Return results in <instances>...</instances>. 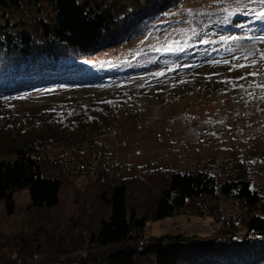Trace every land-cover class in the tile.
<instances>
[{
	"label": "trees",
	"instance_id": "1",
	"mask_svg": "<svg viewBox=\"0 0 264 264\" xmlns=\"http://www.w3.org/2000/svg\"><path fill=\"white\" fill-rule=\"evenodd\" d=\"M189 1L0 0V97L59 85L110 86L145 76L146 65L134 64V59L101 55L144 34L170 29L165 23L154 27ZM254 4L264 11L262 0H222L219 20L205 29L210 15L198 17L200 29L172 57L192 71L219 50L229 55L234 45L264 40V19H256L260 12L253 11ZM212 30L226 39H209ZM38 142L15 144L8 151L6 145L0 147V201L13 213L16 192L28 190L26 211L43 215L37 221L29 216L27 230L0 233V264H159L157 256L171 264H264V186L255 187L251 177L223 180L208 169L172 170L154 188L152 199L140 198L137 204L131 203L128 180L113 181L102 195L106 208L101 214L81 215L72 225L57 228L54 212L61 207L64 179L38 155ZM166 172L152 173L156 178ZM207 198H224L240 214L226 218L220 203L200 202ZM179 213L208 223L153 234V221ZM55 227L44 240L41 230Z\"/></svg>",
	"mask_w": 264,
	"mask_h": 264
},
{
	"label": "rangeland",
	"instance_id": "2",
	"mask_svg": "<svg viewBox=\"0 0 264 264\" xmlns=\"http://www.w3.org/2000/svg\"><path fill=\"white\" fill-rule=\"evenodd\" d=\"M221 2L183 3L154 27L159 29L165 23L170 29L144 34L101 55L104 59H134V64L146 65L145 76L110 86L59 85L0 97V147L6 145L8 151L15 144L37 139L38 155L64 179L61 207L54 212L59 220L53 227L70 226L81 215L101 214L106 208L102 195L113 181L123 179L128 180L132 204L140 198L152 199L154 188L160 187L172 170L208 169L223 180L251 177L255 187L264 186V99L260 98L264 88L257 87L264 82V60L258 54L264 51V40L234 45L229 55L219 50L212 61L192 71L181 68L183 62L172 57L175 49L184 48L192 33L200 29L198 17L210 15L209 23L203 24L205 29L219 20ZM260 10L258 5L253 8ZM47 12L52 13L51 7ZM174 17L179 20L166 23ZM219 33L224 34L212 30L208 38L219 40ZM165 43L172 44L173 51H165ZM245 57L256 59L260 75L239 81L244 89L233 88L225 81L256 70L230 71L232 64L247 63ZM225 60L231 63L225 64ZM161 72L163 75H157ZM156 171L167 172L155 178ZM15 202V211L9 213L0 201L1 234L27 230L29 216L34 221L43 216L26 211L28 190L16 192ZM200 202L220 203L227 210L226 218H236L241 211L224 198ZM207 220L179 213L153 221L151 227L158 235L175 231V223L190 228V223ZM54 229L41 230L43 239ZM157 260L171 264L160 256Z\"/></svg>",
	"mask_w": 264,
	"mask_h": 264
},
{
	"label": "snow or ice",
	"instance_id": "3",
	"mask_svg": "<svg viewBox=\"0 0 264 264\" xmlns=\"http://www.w3.org/2000/svg\"><path fill=\"white\" fill-rule=\"evenodd\" d=\"M256 19L257 20H261L264 19V11L260 12L259 14L256 15ZM221 40L226 39L225 37L221 36L220 37ZM202 43H208V41H201ZM175 43V42H173ZM163 49L165 51H173V45L169 44V43H165L164 45H162ZM157 51H160L161 49L158 48L156 49ZM175 51H183L182 48H176ZM259 57L260 60H264V51H260L259 53ZM255 54H253L254 56ZM239 59V58H236ZM245 60H247V63H236V64H232L230 71L233 69H256L255 71H248L246 72L244 75L237 77L236 80L234 81H225V83H231L233 85V88H236L237 86L240 87L241 89H244V85L243 84H239L238 82L241 80H248L249 77H256L257 75H260L259 69L257 68V61L254 58H249V57H245ZM216 63H219V61H216ZM225 64H230L231 61L229 60H225L224 61ZM157 75H163V73H158ZM252 81H249V85L251 86ZM257 87H261L264 88V82H262L261 84L257 85ZM246 91V89H245ZM249 96L253 95L252 93H248ZM261 99H264V96L260 97Z\"/></svg>",
	"mask_w": 264,
	"mask_h": 264
},
{
	"label": "built area",
	"instance_id": "4",
	"mask_svg": "<svg viewBox=\"0 0 264 264\" xmlns=\"http://www.w3.org/2000/svg\"><path fill=\"white\" fill-rule=\"evenodd\" d=\"M237 217H238V216H237ZM237 217H236V218H237ZM184 226H186V225H182V224H180V223H175L174 228H175V229H179V230H181V229L184 228ZM190 226H193V225L190 223Z\"/></svg>",
	"mask_w": 264,
	"mask_h": 264
}]
</instances>
